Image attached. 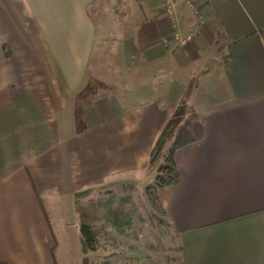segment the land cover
I'll return each mask as SVG.
<instances>
[{
  "label": "crops",
  "instance_id": "crops-1",
  "mask_svg": "<svg viewBox=\"0 0 264 264\" xmlns=\"http://www.w3.org/2000/svg\"><path fill=\"white\" fill-rule=\"evenodd\" d=\"M166 2L0 0V264H86L97 249L81 245L74 194L151 181L150 150L194 73L205 135L175 151L180 180L157 191L179 244L169 264H264V0H205L173 60ZM124 4L104 29L127 95L90 86L88 69L102 32L91 8ZM216 36L222 58L182 74ZM167 60L174 77L152 69Z\"/></svg>",
  "mask_w": 264,
  "mask_h": 264
},
{
  "label": "rangeland",
  "instance_id": "rangeland-1",
  "mask_svg": "<svg viewBox=\"0 0 264 264\" xmlns=\"http://www.w3.org/2000/svg\"><path fill=\"white\" fill-rule=\"evenodd\" d=\"M174 1H179L187 7L188 13L176 15L173 11ZM165 6L166 15L171 20L172 26L171 32L161 41L168 51L167 55L172 59L173 54L183 52L187 43L193 41L194 34L192 36L189 34L194 33L195 22L197 25H202L206 17L205 0H167ZM98 8H91L95 22L98 23L97 25L101 24L102 32L101 39L96 41L98 45L91 48L88 69L91 72L95 71L96 78L93 77L89 85L95 84L107 91L127 95L128 92L124 91L125 88L127 89L126 83L131 82L120 74V77L116 76L119 65L115 59V48L107 45V41L111 39L110 35L114 34L110 31L106 32L105 29H112L115 25L124 22L126 10H130L131 7L124 4L111 11L104 5ZM115 21L117 22L114 24ZM215 38L213 47L208 40L202 41L204 43L202 48H206V54L211 55V59L207 57L203 64L199 59L198 66L201 67H196L193 63L186 65L182 68V74L189 75L192 71L195 72L196 68L202 70L213 63L214 59L217 60V57L222 58L223 53L221 54L220 48L216 47L222 44L221 38L218 36ZM197 54L202 55L204 52L200 50ZM168 60L162 64L158 61L154 62L152 69L156 72L166 69L173 73L172 77H174L177 64ZM195 77L196 73L191 79ZM151 171L153 172L152 169ZM145 186L132 182L111 183L89 188L87 193L79 197L74 196L77 215L79 216L78 211L89 215V223L97 238V253L85 257L86 264H169L177 258L179 244L176 235L165 216L157 209L156 201L153 202L150 199L151 195L145 193Z\"/></svg>",
  "mask_w": 264,
  "mask_h": 264
},
{
  "label": "trees",
  "instance_id": "trees-1",
  "mask_svg": "<svg viewBox=\"0 0 264 264\" xmlns=\"http://www.w3.org/2000/svg\"><path fill=\"white\" fill-rule=\"evenodd\" d=\"M196 81L195 77L187 85L183 97L160 129L149 154V168L154 174L144 190L146 194L151 195L150 199L153 202L156 201L157 209L164 216L165 212L157 191L161 187L176 184L180 180L179 169L174 157L175 151L186 144L202 139L205 135L200 116L190 103ZM88 191L85 189L76 192L74 196L79 197ZM78 212L81 245L84 251H94L97 248V238L89 223V215Z\"/></svg>",
  "mask_w": 264,
  "mask_h": 264
}]
</instances>
